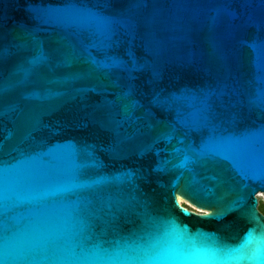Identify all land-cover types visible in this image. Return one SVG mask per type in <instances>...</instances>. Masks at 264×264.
<instances>
[{
	"label": "water",
	"instance_id": "1",
	"mask_svg": "<svg viewBox=\"0 0 264 264\" xmlns=\"http://www.w3.org/2000/svg\"><path fill=\"white\" fill-rule=\"evenodd\" d=\"M259 192L264 0H0V264H264Z\"/></svg>",
	"mask_w": 264,
	"mask_h": 264
},
{
	"label": "rangeland",
	"instance_id": "2",
	"mask_svg": "<svg viewBox=\"0 0 264 264\" xmlns=\"http://www.w3.org/2000/svg\"><path fill=\"white\" fill-rule=\"evenodd\" d=\"M258 197L259 199L262 201V203L264 202V193L263 192H259L258 193ZM185 203V202H184Z\"/></svg>",
	"mask_w": 264,
	"mask_h": 264
},
{
	"label": "trees",
	"instance_id": "3",
	"mask_svg": "<svg viewBox=\"0 0 264 264\" xmlns=\"http://www.w3.org/2000/svg\"><path fill=\"white\" fill-rule=\"evenodd\" d=\"M259 208H260L261 211L264 212V202L262 203L261 200L259 201Z\"/></svg>",
	"mask_w": 264,
	"mask_h": 264
},
{
	"label": "flooded vegetation",
	"instance_id": "4",
	"mask_svg": "<svg viewBox=\"0 0 264 264\" xmlns=\"http://www.w3.org/2000/svg\"><path fill=\"white\" fill-rule=\"evenodd\" d=\"M186 204V203H185ZM263 212V211H262ZM264 213V212H263Z\"/></svg>",
	"mask_w": 264,
	"mask_h": 264
}]
</instances>
